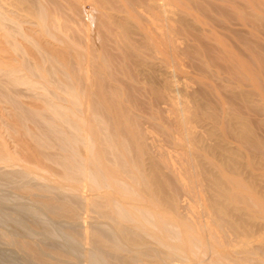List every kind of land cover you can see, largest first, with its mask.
<instances>
[{
    "label": "bare ground",
    "instance_id": "bare-ground-1",
    "mask_svg": "<svg viewBox=\"0 0 264 264\" xmlns=\"http://www.w3.org/2000/svg\"><path fill=\"white\" fill-rule=\"evenodd\" d=\"M78 1L0 0V101L24 151L0 140V183L56 219L93 213L104 264H264V0H91L85 22Z\"/></svg>",
    "mask_w": 264,
    "mask_h": 264
},
{
    "label": "rangeland",
    "instance_id": "rangeland-1",
    "mask_svg": "<svg viewBox=\"0 0 264 264\" xmlns=\"http://www.w3.org/2000/svg\"><path fill=\"white\" fill-rule=\"evenodd\" d=\"M77 3H79V6L77 5L78 15L75 14L76 16L74 17L78 18L79 16L80 21L82 22L83 20V22H85V19H89L86 17H90L89 15H91V11V13H95L96 7L93 5L91 0H79ZM263 22L264 21H261L260 25L263 27L261 33L264 36ZM192 72L193 70L190 72V75ZM21 94L24 95L21 97L22 100L26 101L27 99L25 95H27V92L21 91ZM6 122H11L10 106L6 102L0 101V140L2 139L1 141L5 147L11 154H13L14 157L21 159L24 157V151L21 148L19 141V138L21 139V137L10 129L11 133L8 130ZM25 122L29 128L34 130L35 127L37 128L36 123L33 122L31 118L27 119ZM207 139L204 141L205 143L208 142ZM23 141L31 144V140L29 138H23ZM210 141L211 140H209V143H212V141ZM1 156L0 170L9 169V166H4L8 164L7 160L2 159ZM4 161L6 164H4ZM26 163V161L21 160V163H19V165H15L14 167L22 169L30 166ZM35 167L42 169L44 165H37ZM37 168L35 169L39 170ZM28 170L30 172L35 171L33 169ZM28 180L32 184L39 182V180L32 173L28 175ZM259 180L262 184L261 182H258L257 185L260 183V187L259 185L258 187L262 188L264 186V182L261 179ZM33 200L34 199L31 197L28 198L25 194L16 192L9 185L0 183V264H33L25 253L19 251L15 247L14 243L7 241L8 238L13 239L12 237L16 239L21 237L22 239L32 241L40 246L44 245L48 248L52 247L53 249H60L61 251L69 254L68 263L71 264H104L97 253H94L93 251L90 252L91 250L89 249L87 242L84 240L86 232H83V230L85 226L96 222L93 213L89 211H79V213H81L80 215L78 214L79 218L75 222L76 224L74 222L70 223V221L67 222V220H65V222L62 219H56L51 217V215L49 216V214L41 209L40 206H37L36 201ZM34 224L36 227H33ZM74 230L78 235L70 234V232Z\"/></svg>",
    "mask_w": 264,
    "mask_h": 264
}]
</instances>
